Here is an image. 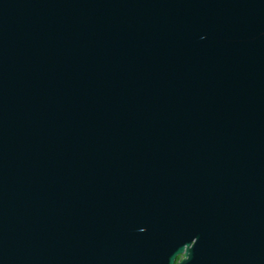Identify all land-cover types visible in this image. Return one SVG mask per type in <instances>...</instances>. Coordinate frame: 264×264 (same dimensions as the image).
Returning <instances> with one entry per match:
<instances>
[{
    "label": "water",
    "instance_id": "water-1",
    "mask_svg": "<svg viewBox=\"0 0 264 264\" xmlns=\"http://www.w3.org/2000/svg\"><path fill=\"white\" fill-rule=\"evenodd\" d=\"M0 264H264V0H0Z\"/></svg>",
    "mask_w": 264,
    "mask_h": 264
},
{
    "label": "trees",
    "instance_id": "trees-1",
    "mask_svg": "<svg viewBox=\"0 0 264 264\" xmlns=\"http://www.w3.org/2000/svg\"><path fill=\"white\" fill-rule=\"evenodd\" d=\"M181 258L178 259V261L180 260Z\"/></svg>",
    "mask_w": 264,
    "mask_h": 264
}]
</instances>
